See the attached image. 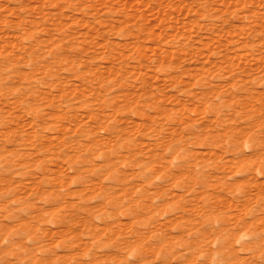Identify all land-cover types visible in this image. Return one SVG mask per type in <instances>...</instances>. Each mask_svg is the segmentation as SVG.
I'll return each mask as SVG.
<instances>
[{"label": "rangeland", "instance_id": "obj_1", "mask_svg": "<svg viewBox=\"0 0 264 264\" xmlns=\"http://www.w3.org/2000/svg\"><path fill=\"white\" fill-rule=\"evenodd\" d=\"M0 264H264V0H0Z\"/></svg>", "mask_w": 264, "mask_h": 264}]
</instances>
